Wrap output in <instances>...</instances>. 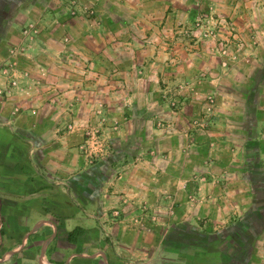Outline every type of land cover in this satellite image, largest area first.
<instances>
[{
	"label": "rangeland",
	"instance_id": "374dc122",
	"mask_svg": "<svg viewBox=\"0 0 264 264\" xmlns=\"http://www.w3.org/2000/svg\"><path fill=\"white\" fill-rule=\"evenodd\" d=\"M133 1L47 0L45 9L36 8L39 13L43 11L42 15L22 22L16 38L0 46V74L4 78L0 93L24 101L26 96L44 90L48 95L46 103L65 113L57 117L64 122V129L79 132L78 149L87 164H103L119 157L108 168L103 166L111 176L99 178V202L110 205L120 202L126 209L111 205L102 210L101 222L124 223L128 230H155L156 234L167 236L165 244L176 247L178 252H197L203 247L205 250L217 236H263L264 0H185L178 4L179 15L172 35L155 37V41L165 43L172 40L177 49L150 48L140 52L137 47L125 49V38L128 41L132 38L130 32H125V21H129L128 26L132 23L125 14L140 8ZM160 9L165 11L169 7L161 3ZM5 10L0 0V11L7 14ZM161 20L159 28L168 31L169 20L158 19L154 25ZM80 22H85V27L96 24L103 42L114 41L111 49L97 53V67L90 65L87 55L77 46L83 41L76 35V29H82ZM149 24L148 20L146 25ZM105 28L119 33L106 37ZM44 29L47 31L43 33ZM53 44L67 50L64 52ZM62 54L71 60L80 58L79 63L65 68L71 81H82L80 87L79 83L63 85L51 81L50 68L40 64L42 59L56 60ZM138 54L139 59L143 58L139 63L135 60ZM177 59L191 63L190 71L176 68ZM105 60L112 61V66L105 67ZM91 76L94 79H89ZM105 76L109 82L101 85ZM90 80L97 83L88 92L83 82ZM104 85L109 87L110 97L101 93L99 87ZM33 103L28 108L30 114L36 115L42 104ZM23 105L25 102L16 104L15 113ZM79 108L85 114L81 112L79 119H75L74 112ZM163 111H168V115L163 116ZM126 121L133 125L148 124L166 140L171 139L175 126L181 123L184 130L180 135L185 142L179 153L194 158V162H187L194 171H188L185 179L149 176L150 179L141 180L142 176L136 175L134 169L142 170L138 165L146 160L142 153L138 154L143 144L139 146L137 136L125 138ZM251 139L258 146L256 156L250 151ZM171 150L153 147L146 154L170 161ZM240 157L242 161L253 162L259 157L255 163L258 172L244 178ZM153 167L154 163L145 164L143 170L154 174ZM239 182L241 186L236 188ZM157 183L162 184L160 204L154 201L157 195H148V190ZM175 239L177 242H173ZM243 241L242 246L234 240L220 245L233 257L235 245L241 248L240 253L249 252L250 240ZM227 255L222 260L224 264L245 261L243 257L227 259Z\"/></svg>",
	"mask_w": 264,
	"mask_h": 264
},
{
	"label": "crops",
	"instance_id": "0c3cea01",
	"mask_svg": "<svg viewBox=\"0 0 264 264\" xmlns=\"http://www.w3.org/2000/svg\"><path fill=\"white\" fill-rule=\"evenodd\" d=\"M2 1L7 14L0 11V46L3 43L10 44L16 38L18 25L22 22L42 15L43 11L39 13L36 10L37 7L40 6L43 10L48 6L47 0ZM95 1L99 0H93ZM183 1L185 0H134L133 3H138L141 9L137 11L125 9L130 13V15L125 14V17L130 16L132 20L130 26H128L129 21H125V32L126 34L130 32L129 35L132 36L129 41L125 38V49L129 46L137 47V52L150 48L177 49V45H174L172 40L169 39V43H165L160 40L155 41V37L172 35L179 15L177 7ZM161 3H167L169 10L162 11ZM151 5L153 9L149 8ZM156 5L159 7L155 8ZM125 7H127L126 4ZM47 12L48 10L46 15ZM158 19L170 21L168 31L165 27L159 28L162 20L157 26L154 25ZM148 20L149 26L146 25ZM136 21L142 22L136 25ZM80 24L82 29H76V35L81 37L80 39L83 38L84 42H80L77 46L87 55L86 57L91 61L90 65L97 67V56H99L97 53L111 49L114 41L103 42L98 32L100 28L96 24L91 27L88 25L85 27V22ZM46 31L44 29L43 33ZM104 32L106 37L119 33L110 28H105ZM43 33H41L42 37ZM92 42L98 46L95 47ZM56 46L64 52L67 50L66 47ZM139 55L135 59L138 63L143 61V58L139 59ZM60 56V59L56 60L42 59L40 64L50 68L51 81H57L63 85L71 82L79 83L78 87H80L82 81H71L70 73L65 69L75 64L74 62L79 63L80 58L75 57L76 60H71L64 54ZM108 61H104L105 67L112 66V61ZM1 63L0 60V65ZM174 63L176 68L190 71L191 63L189 64L188 61L181 62L177 59ZM175 72L179 73L178 70ZM91 77L89 79H94ZM47 79L44 80V84L47 83ZM3 80L0 74V86ZM105 82H109L106 76L104 82L100 84ZM96 83L90 80L83 82V85L89 88L85 90L91 92ZM99 88L106 98L111 96L107 85ZM3 94L0 93V264H224L222 260L226 259L227 254L222 250L224 246L220 244L231 243L230 241L234 240L235 244L242 246L244 239L250 240L249 252L242 254L241 248L235 245L238 248L232 246L233 257L227 255V259L243 257L245 261L239 264H264V247L262 246L264 235H240L232 236V238L228 236L229 239L226 236H217L205 250L201 247L202 250L197 252H178L176 247L165 244L167 236L158 235L155 230H128L125 229L124 223L119 224L112 220L107 223L101 222L104 219V215H101L102 210L108 209L111 205H119L123 210L126 209V205H120V202L111 205L99 202V178L110 179L111 176V173L108 174V170L103 166L107 165L106 168H108L110 163L118 162L119 157L111 158L103 164L101 162L87 164L78 149L81 140L79 132L64 129V122L57 117L64 116L65 113L55 111L46 103L48 95L44 90L31 97L26 96L24 101L22 98ZM33 101L42 104L36 115L30 114L31 109L28 108L30 102L34 104ZM24 102L26 105L20 107L15 113L16 104L19 106ZM159 110L161 112V109ZM114 111L115 114L118 113L117 110ZM183 111L187 115V109L184 108ZM81 112H84L82 108L75 110V119H79ZM180 112H178L179 115H182ZM161 114L168 115V111H163ZM68 118L65 120L67 121ZM138 124L125 122V138L137 136L139 146L143 144L138 154L142 153V158L146 160L138 165L142 170L134 169L136 175L142 176L141 180H146L145 177L150 179L149 176L167 177L170 180L179 177L185 179L188 171L191 173L194 171L191 163H187L194 162V158L179 153L185 142L181 136L184 130L181 123L175 126L176 132L171 135L170 140H166L162 133L152 126L150 128L148 124ZM254 140L251 139L249 146L252 147L250 151L253 152V156H256L258 146ZM153 147L157 150L172 149L170 161L160 156L152 157L146 154V150ZM252 152L247 153L252 154ZM127 157L126 151L125 159ZM242 159L240 157L244 178H250L255 175L254 172H258V170L255 171L257 169L255 163L258 162L259 157L254 162L242 161ZM112 160L115 162H111ZM152 163H154V174H149V171L143 170V167L145 164ZM237 176H240V173ZM127 177L125 175V182ZM237 184L236 188H239L240 182ZM153 186L152 190H148V195H157L154 201L160 204L161 198L158 199V196L161 195L162 184L157 183ZM171 192L174 193V190ZM173 242H177L176 239Z\"/></svg>",
	"mask_w": 264,
	"mask_h": 264
}]
</instances>
